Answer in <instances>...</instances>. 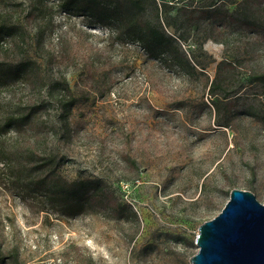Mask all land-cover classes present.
<instances>
[{
	"label": "rangeland",
	"instance_id": "374dc122",
	"mask_svg": "<svg viewBox=\"0 0 264 264\" xmlns=\"http://www.w3.org/2000/svg\"><path fill=\"white\" fill-rule=\"evenodd\" d=\"M162 1L155 55L86 0H0V264H190L233 188L264 203V0ZM92 177L101 198L53 201Z\"/></svg>",
	"mask_w": 264,
	"mask_h": 264
},
{
	"label": "trees",
	"instance_id": "16d2710c",
	"mask_svg": "<svg viewBox=\"0 0 264 264\" xmlns=\"http://www.w3.org/2000/svg\"><path fill=\"white\" fill-rule=\"evenodd\" d=\"M66 6V10H70V5H78L83 3L85 0H59ZM87 3L83 6L82 12H78L80 7L77 8L75 13H84L89 16L96 17L98 12L103 9L106 10L109 17L120 24V29L118 31H122L128 37L137 39L141 42L145 48L153 53L158 54L160 51L165 49V46L169 42L168 38L164 35V33L158 31L155 28L150 27L145 22L140 21L141 17L144 15L143 2L144 0H86ZM156 7L163 9L166 11L165 2H161L159 6L156 3V0H149ZM92 2V3H90ZM124 3L123 6L120 4ZM215 3L209 4L208 8L212 7ZM69 5V6H68ZM99 10H98V9ZM17 26L15 25H5L2 26L0 33L2 34H12L14 30H17ZM187 64L189 62L185 61ZM222 64V61L219 63V67ZM36 63L32 60H25L19 62L14 68L13 71L17 77H24L29 72L35 71ZM7 71L4 67L0 66V78L3 72ZM258 81H264V73H257L252 78ZM216 85V81L213 83L212 88ZM221 86L222 83L220 84ZM51 93L54 91L57 93L54 96V101L61 107L62 110V118H65L71 111L72 106L75 103V99L72 96H69V88L56 81L52 83L51 88L49 89ZM60 93V94H59ZM8 121L5 126L12 127L15 125V121H18L20 118H7ZM61 190L60 192H66L64 197L56 198L53 201L67 202V201H75L77 203L82 202L84 204H90V201L93 198H101L105 193L106 189L99 178H85L82 180H75L72 182H65L61 180ZM10 259L13 263L19 264V260L17 259L16 253L11 254Z\"/></svg>",
	"mask_w": 264,
	"mask_h": 264
},
{
	"label": "water",
	"instance_id": "95a60500",
	"mask_svg": "<svg viewBox=\"0 0 264 264\" xmlns=\"http://www.w3.org/2000/svg\"><path fill=\"white\" fill-rule=\"evenodd\" d=\"M190 264H264V203L233 188L220 212L198 227Z\"/></svg>",
	"mask_w": 264,
	"mask_h": 264
}]
</instances>
